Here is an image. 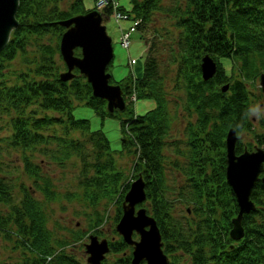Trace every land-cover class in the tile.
<instances>
[{
  "label": "trees",
  "instance_id": "16d2710c",
  "mask_svg": "<svg viewBox=\"0 0 264 264\" xmlns=\"http://www.w3.org/2000/svg\"><path fill=\"white\" fill-rule=\"evenodd\" d=\"M63 1L20 0L16 13L19 24L0 51V142L5 144L1 150L18 153L22 162L21 169L8 165L0 150V240L5 242L9 257L4 260L0 252V264H84L74 253L76 248L70 247L90 232L102 233L104 216L98 206L103 202L106 206L112 202L120 205L139 173L147 181L148 211L160 229L164 251L170 257L168 264H264V185H255L251 197L258 207L244 214L245 235L234 241L229 231L239 207L225 180L229 127L237 130L238 152L254 146L251 140H242L247 132L264 147V116L259 120V132L251 114L256 108L254 98L264 97L257 83L264 70V0H132L130 11L141 18L137 29L148 47L144 60L136 64L135 74L114 80L123 88L127 104L124 111L114 112L107 109L104 98L93 94L78 68L73 78L60 77L66 64L60 52L65 26L59 21L87 11L84 0H70L67 7L62 6ZM159 17L163 22L157 25ZM75 52L80 54V48ZM206 54L218 67L207 80L201 69ZM16 59L18 65L13 64ZM174 82L173 89L182 95L169 98ZM225 83H229L226 91L222 90ZM142 98L153 104L137 114L134 100ZM181 100L188 125H192L183 144L177 138L167 140L169 102L179 106ZM76 101L121 117L123 146L135 158L132 177L117 167L106 135L92 130L88 119L73 115ZM76 131L83 138L73 136ZM170 145L178 155L175 166L187 178L174 186L168 184L164 169L165 149ZM40 152L60 167L79 162L74 188L67 187L65 193L56 189L53 176L36 159ZM180 155L188 161L183 162ZM211 161L216 169L210 174L218 172L221 185L216 175L212 176L216 182L198 179L208 174ZM194 186H203L198 198L187 197ZM63 198L94 208L89 230L61 233L66 227L58 221L57 229L51 228L48 205ZM194 200L196 205H205L206 211L195 216L186 212L182 217L173 212L176 202L190 206ZM121 213L120 205L114 222ZM110 245L111 253L131 249L122 237ZM112 255L102 264L132 262V253Z\"/></svg>",
  "mask_w": 264,
  "mask_h": 264
},
{
  "label": "water",
  "instance_id": "95a60500",
  "mask_svg": "<svg viewBox=\"0 0 264 264\" xmlns=\"http://www.w3.org/2000/svg\"><path fill=\"white\" fill-rule=\"evenodd\" d=\"M19 4L20 0H0V51L19 24L16 16ZM102 20L101 12L92 9L59 21L66 27L61 35L60 51L67 64V70L62 71L60 77L63 80L71 79L76 75L74 68L77 67L91 83L93 94L105 98L108 110L113 112L115 109L124 110L126 100L121 85L111 83V73L106 71L114 57V49L112 38ZM77 47L81 48V54L75 53ZM201 69L203 78L209 79L217 70L216 60L209 54L204 55ZM260 85L264 92L263 71L260 73ZM228 88L229 83L222 86L224 91ZM236 141V129L230 127L226 136V175L239 204V211L232 218L230 235L233 239H240L244 235L243 214L256 208L251 199L252 188L258 180L264 184V148L257 146L255 150L245 149L237 154ZM146 196L145 180L140 175L132 181L124 196L123 213L116 229L127 243L133 245L132 264H139L141 260H146V264H167L169 257L163 250L155 217L144 206L137 209V204L143 202ZM134 231L139 233V239L133 238ZM89 239L85 243L87 261L89 264H101L106 253L111 250L108 239H99L96 234H90Z\"/></svg>",
  "mask_w": 264,
  "mask_h": 264
},
{
  "label": "rangeland",
  "instance_id": "374dc122",
  "mask_svg": "<svg viewBox=\"0 0 264 264\" xmlns=\"http://www.w3.org/2000/svg\"><path fill=\"white\" fill-rule=\"evenodd\" d=\"M69 2L70 0H64L62 2V6L67 7ZM120 3L126 9L131 10L132 0H120ZM84 5L87 10L96 8L97 0H84ZM162 20L163 18L159 17L156 24L159 25ZM103 22L106 25L107 32L111 36L113 43L114 57L112 64L109 65V71L113 76L112 79L113 83H115L114 80L119 81L125 78L126 76H128L129 74L136 73L135 71L136 66H134L133 63H131V59L135 58L138 59V62H142L147 52V44L145 43V40L141 37L140 31L137 28L132 27L133 24L132 19H121L120 21H118L115 17V14L111 13L109 16H106L103 19ZM128 28H132V33H131L132 42L129 47H124L120 43V36L122 33V29H128ZM57 58L58 60L61 59L58 55ZM13 64L18 65V59H16L13 62ZM257 83L259 85V80L257 81ZM175 85L176 82H174L172 84V88L169 89L168 92L169 98L173 97L174 95L177 96L182 95V93H179L178 91L179 89L177 90H175L176 88L173 89ZM254 99L256 101L255 103L256 108L252 110L251 114L252 116L255 117V122H256L255 125L257 127V130L259 132H262L261 131L262 129L260 128L259 125V120L261 116H264V97H255ZM152 104L153 101L147 98L135 99L134 100L135 113L137 114L144 113L147 109L152 107ZM169 106H170L171 128L167 140L172 139V141H174V139L176 138L179 139V137H181V135H179V132L182 131L183 127H185L187 123L188 120V119L186 120L187 111L183 109L182 100L181 103H179V106L178 105L175 106L173 101L169 102ZM72 113L76 118L88 119L89 126L92 130L99 129L100 132H103L106 135L110 144V148L114 151L117 167L121 169L126 176L129 175V177H132L131 176L132 166L135 158H134V154L130 151L128 152L127 148L123 146V142H122L123 130H122L121 117L118 115L103 114L97 111L92 105L83 101L75 102V105L72 108ZM128 116L130 117V115H124V118H127ZM191 119L193 120L194 117H191ZM0 134H2V132ZM250 135H252L250 132H247L246 134L242 135V140L245 142L251 140L250 141L251 143L253 144L257 143L256 141H254V139L250 137ZM73 136L77 138H83V134L79 131L73 133ZM4 145H5L4 143L0 142V150L2 149L1 147ZM50 147L54 148L53 145ZM167 147L168 148L165 149V152L168 156L164 163V169H165V173H167L168 184L170 186H174L179 182L180 183L183 182V180L186 181L187 178L185 175L180 178L174 170L175 168L174 165L176 164L175 158L178 156L175 151L171 150V149L174 150V145H170ZM1 152L4 154L5 156L4 160L8 165L10 164L12 167L21 169L22 162L20 161V156L18 153L12 151L9 154V152H7L6 150H1ZM36 159L37 161L42 162L45 171L53 176L54 182H56L55 184L57 185L56 189L57 188L60 189L61 190L60 192L65 193L67 187L70 188L75 187L76 185L75 175L78 174L79 172V168L77 167L80 166L79 162H77L78 165L73 162H68L65 167H60L58 164H56V162H54L52 157L43 154L42 152L38 153ZM28 184L30 185V183ZM34 193H36L37 195L39 194L41 196L38 190H35ZM173 194H174L173 196H175V193ZM120 205L118 202L117 203L112 202L111 205L106 206L105 203L103 202L100 206H98V209L101 211V213L104 216V222L100 227L102 233L99 236L107 237L110 240L117 239L120 237L119 236L120 234L115 231L117 222L113 221L114 216L118 214ZM138 206H144L147 208V211L149 210V205L147 204L146 201L139 203L137 207ZM185 207H186V203L185 205H183L180 202L179 203L176 202L175 207L173 208V212L176 213L178 217H182L183 214L186 215ZM47 211L50 213L49 225L51 226V228L57 229L56 226L57 221L61 225L66 227V228H62L61 233H64L68 230H76V229H82L83 231L89 230V223L93 222V220L91 221L90 219H93L94 217L93 207L86 206V204H80L77 202H70L65 198L49 204ZM148 213H150V211H148ZM134 237L135 239H138V235H136V233L134 234ZM88 241H89L88 237H85L83 241L78 242L76 245L74 244L70 247V248L72 247L76 248L74 250V253L77 255L78 258L82 260L84 264L86 263L87 255L84 253L83 247H84V242H88ZM4 244L5 242H2L0 240V252L3 253L1 254L3 255L4 260H8L9 258L7 257L8 250L5 251ZM126 253H131V249L129 247H127V249L124 252H118V253L108 252L107 257L109 259H112L113 258L112 254L125 256ZM183 259L185 258L183 257Z\"/></svg>",
  "mask_w": 264,
  "mask_h": 264
},
{
  "label": "flooded vegetation",
  "instance_id": "af4514ba",
  "mask_svg": "<svg viewBox=\"0 0 264 264\" xmlns=\"http://www.w3.org/2000/svg\"><path fill=\"white\" fill-rule=\"evenodd\" d=\"M193 124V126L195 125V123H192ZM188 124L186 123V125H185V127H183V129H182V131H180L179 132V135H181V137H179V139L178 140H182L181 142H182V144L184 143L183 141L185 140V138H186V135H185V132L187 131V128L189 127V126H192L191 124L190 125H188ZM254 145H256V143L254 144ZM253 149V148H252ZM180 159L183 161V162H187L188 161V157L187 156H185V155H180ZM212 162V164L210 165L211 167L207 170V173L208 174H202L201 176H199L198 177V179H203V181L204 182H207V181H209V180H211V181H213V182H216V180L214 181L213 180V178L214 177H212L213 175H216V179H217V181L219 180V174H218V172H216V173H213V174H210V173H212L213 172V170L214 169H216V164H214L213 163V161H211ZM184 166H185V164H184ZM174 170H175V172L178 174V176L181 178V177H183L185 174H184V172L182 171V170H178L177 169V167L174 165ZM210 174V175H209ZM166 175H167V173H166ZM209 175V176H208ZM225 180H226V173H225ZM184 181V180H183ZM181 183H183V182H181ZM226 183H227V181H226ZM217 184L218 185H221V182H217ZM228 184V183H227ZM229 185V184H228ZM201 187H203V186H201ZM201 187H195L194 186V188H192V190L190 191V193L189 194H187V197H191V196H193V195H195V197L196 198H198V195H199V192H200V189H201ZM222 188L223 189H226L227 188V186L225 185V183H223L222 184ZM218 191V190H217ZM180 193H181V191H180ZM226 199H227V197H225ZM177 199L179 200V201H181L182 200V198L181 197H179V196H177ZM204 199V201H206V197H204L203 198ZM214 199H215V202H217V199H216V197H214ZM255 200V199H254ZM197 200H194V201H192L193 203L190 205V206H187L186 205V212H187V214H190V215H193V216H195V213H200V212H204V211H206V209H207V207L205 206V205H202V206H200L199 204H197L196 205V202ZM146 202H147V204L149 205L150 204V201H149V199H146ZM256 202V201H255ZM227 204V202L225 201V205ZM199 208H200V210H199ZM136 235H138L137 233H136ZM120 236V235H119ZM100 237H103V236H100ZM112 239V238H111ZM114 240V239H113ZM109 241H111L110 239H109ZM143 263V261H141L140 262V264H142Z\"/></svg>",
  "mask_w": 264,
  "mask_h": 264
},
{
  "label": "built area",
  "instance_id": "2783aa9c",
  "mask_svg": "<svg viewBox=\"0 0 264 264\" xmlns=\"http://www.w3.org/2000/svg\"><path fill=\"white\" fill-rule=\"evenodd\" d=\"M109 1H111L115 7L118 5V1L117 0H100V3H108ZM116 15H117V17H121V16H123V13L118 12V13H116ZM122 43H123V45H128V43H129V33H125L124 34L123 39H122Z\"/></svg>",
  "mask_w": 264,
  "mask_h": 264
}]
</instances>
